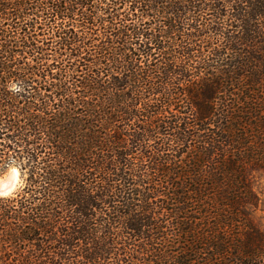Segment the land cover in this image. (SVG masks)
<instances>
[{
    "label": "trees",
    "instance_id": "obj_1",
    "mask_svg": "<svg viewBox=\"0 0 264 264\" xmlns=\"http://www.w3.org/2000/svg\"><path fill=\"white\" fill-rule=\"evenodd\" d=\"M12 167L0 264H264V0H0Z\"/></svg>",
    "mask_w": 264,
    "mask_h": 264
},
{
    "label": "rangeland",
    "instance_id": "obj_2",
    "mask_svg": "<svg viewBox=\"0 0 264 264\" xmlns=\"http://www.w3.org/2000/svg\"><path fill=\"white\" fill-rule=\"evenodd\" d=\"M12 169H16L18 171L16 167L10 168L9 171H11ZM8 172H6L0 178V195L1 196H8L12 194L13 192H15L20 183L19 182V171H18V180L15 182L13 188L7 192L8 195H3L2 193H5V192L1 190H3L5 187L6 182L4 181V179L7 176ZM250 180H251L252 188L259 198V204H258V207L253 211V217L258 227L264 232V170L253 171L250 175Z\"/></svg>",
    "mask_w": 264,
    "mask_h": 264
},
{
    "label": "water",
    "instance_id": "obj_3",
    "mask_svg": "<svg viewBox=\"0 0 264 264\" xmlns=\"http://www.w3.org/2000/svg\"><path fill=\"white\" fill-rule=\"evenodd\" d=\"M16 172H18L16 169H12L11 171L8 172L7 176L4 179V181L6 182L5 187L1 191L8 192L10 189L13 188V186L16 182V178H17Z\"/></svg>",
    "mask_w": 264,
    "mask_h": 264
},
{
    "label": "clouds",
    "instance_id": "obj_4",
    "mask_svg": "<svg viewBox=\"0 0 264 264\" xmlns=\"http://www.w3.org/2000/svg\"><path fill=\"white\" fill-rule=\"evenodd\" d=\"M12 90L13 91H16V92H19V91H21L22 89L21 88H19V87H16L15 85H13L12 86ZM3 195H8V193L7 192H5V193H2Z\"/></svg>",
    "mask_w": 264,
    "mask_h": 264
},
{
    "label": "bare ground",
    "instance_id": "obj_5",
    "mask_svg": "<svg viewBox=\"0 0 264 264\" xmlns=\"http://www.w3.org/2000/svg\"><path fill=\"white\" fill-rule=\"evenodd\" d=\"M16 176H17V178H18V172H16ZM17 178H16V181L18 180Z\"/></svg>",
    "mask_w": 264,
    "mask_h": 264
}]
</instances>
